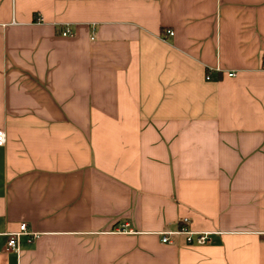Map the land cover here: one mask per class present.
I'll use <instances>...</instances> for the list:
<instances>
[{"label": "crops", "instance_id": "1", "mask_svg": "<svg viewBox=\"0 0 264 264\" xmlns=\"http://www.w3.org/2000/svg\"><path fill=\"white\" fill-rule=\"evenodd\" d=\"M0 130V264H264V0H0Z\"/></svg>", "mask_w": 264, "mask_h": 264}, {"label": "built area", "instance_id": "2", "mask_svg": "<svg viewBox=\"0 0 264 264\" xmlns=\"http://www.w3.org/2000/svg\"><path fill=\"white\" fill-rule=\"evenodd\" d=\"M61 35L63 37H71L72 36V34L69 32V30H65L64 32H62ZM165 36L172 37L173 32L170 30H167L165 32ZM228 76L233 77V76H235V74L230 73V74H228ZM206 79L208 80L209 78L206 77ZM5 142H6V134L3 130H0V147L4 146ZM185 222H186V220H185ZM23 235L29 236V240H28L29 243L32 242V240L36 237L35 234L28 232L25 224H21L18 232L13 233V234H9L6 250L7 251H18V240H19V237L23 236ZM161 235H162L161 242L164 244L171 243L170 236H172V235L184 236L186 244H188V245L203 246V245H207L210 243L209 234H207V233L195 234V233H192L186 227H183L176 232H164Z\"/></svg>", "mask_w": 264, "mask_h": 264}]
</instances>
